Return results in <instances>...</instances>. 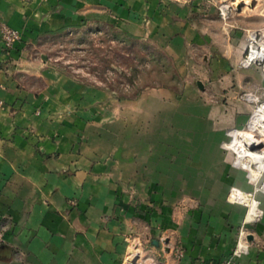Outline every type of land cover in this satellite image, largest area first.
<instances>
[{
  "label": "crops",
  "instance_id": "obj_1",
  "mask_svg": "<svg viewBox=\"0 0 264 264\" xmlns=\"http://www.w3.org/2000/svg\"><path fill=\"white\" fill-rule=\"evenodd\" d=\"M1 21L23 38L13 50L0 41V264H125L143 237L167 242L162 263L224 264L245 215L226 197L250 184L221 144L251 110L234 95L264 99L261 69L237 66L247 31L264 29V2L224 22L216 0H0ZM106 24L162 47L189 77L208 70V81L121 99L38 52L44 38ZM259 199L249 251L231 264H264Z\"/></svg>",
  "mask_w": 264,
  "mask_h": 264
},
{
  "label": "rangeland",
  "instance_id": "obj_2",
  "mask_svg": "<svg viewBox=\"0 0 264 264\" xmlns=\"http://www.w3.org/2000/svg\"><path fill=\"white\" fill-rule=\"evenodd\" d=\"M103 27L100 31L85 27L83 29L74 30L73 32H62L49 36L41 41L38 52L47 55L50 58V63L53 67L82 81H87L93 84H102L103 86L119 90L128 88L130 85H132L131 83H134V86H132V91L128 93L130 95H134L135 92L150 87H175L181 90V88L187 83L190 82L194 85L196 78H204L205 75L208 76L210 73L208 70L203 69L200 72H192L194 77H189L188 73H181L173 57L169 55L162 47L157 48L156 45L153 43L151 44L148 40L128 39L125 40L126 42H123V38L117 36L114 29L110 28L109 26ZM202 65L205 66L204 63H202L201 66ZM237 66L239 69H248L240 67L239 63ZM134 74L136 75V81L133 79ZM205 79L208 81L209 78L205 77ZM249 92L255 93L261 98V101L264 102V99L258 93L257 89H240L234 95L233 100L235 102L250 105L251 110L249 112L247 122L243 127H232L228 129V131L230 129L238 130H232L230 132L232 133V136L235 137V140L228 142L226 144L227 147L228 145L230 147L232 145H238L241 141L240 138H242L243 142H245L247 145H252L254 143L259 145L258 139L264 143V121L258 126L256 125L259 122V116L256 114L260 112L254 114V117L250 123V128L247 129L248 122L254 111L257 109V104L253 101L247 100L246 98V94ZM213 96L220 99L219 101L225 100V98L228 97L224 93L219 91L216 92L215 90L213 91ZM236 137H238V139ZM247 137H253L254 140H249ZM228 140H230V137L227 134V138L221 144L222 149L230 156L231 164L233 166L234 164L237 167L239 165L240 168L238 169L244 170L241 164H237L239 157L237 156L236 158V154L231 149L228 150L223 147V143ZM244 149L245 153L249 148L244 147ZM258 151L264 154V146L258 149ZM253 165L254 164H250V167L254 171H257L261 168V166L257 164H255L257 167L254 168ZM246 169H248V166ZM244 171L250 184V188L243 189L238 186L234 187L254 195V184L252 183L251 178L253 174L246 170ZM237 190L238 189L234 190V196H232L233 199L237 197L235 195L238 192ZM229 193L230 191L226 197L227 202L234 205L243 206L245 209V215L237 230L236 245L239 238L244 236L250 248L252 240H249L248 235L253 232L252 230L255 224L263 217V214L259 216L261 212L260 209L263 211L261 204L259 205L258 202V200H260L259 195H254L256 198L253 199L249 198V196L244 192H239L240 196L237 199H234V201H237L240 204H235L228 201ZM245 205H247L249 209ZM187 206L177 205V207L180 208H187ZM247 209L248 213L246 214ZM140 240H137L138 245L133 244L132 247L130 246V255L128 256L125 264L131 263L129 258L133 256L132 253L135 250L138 251V254H136L138 255L136 257V264H166L162 263L166 259L162 256H164L165 252L169 254L171 249L167 250L168 248L164 247V245H167L165 240L159 237H151L148 241L146 237H143ZM153 240L160 241V245L155 247ZM240 247H245V244H240ZM178 250L183 251L182 248L176 247L174 249V253L171 254V258L176 260L182 258L177 256ZM235 250L236 246L232 253L227 256L224 264H228L230 259L232 263L235 261V259L247 253H241L239 256H234Z\"/></svg>",
  "mask_w": 264,
  "mask_h": 264
},
{
  "label": "built area",
  "instance_id": "obj_3",
  "mask_svg": "<svg viewBox=\"0 0 264 264\" xmlns=\"http://www.w3.org/2000/svg\"><path fill=\"white\" fill-rule=\"evenodd\" d=\"M258 1H264V0H252V2L249 0H216L219 16L224 22H228L230 20L232 12L234 10L239 9L240 5H242L241 7L248 6V2H250V5H251L253 2H258ZM22 38H23L22 31L10 26L9 24H7L4 21L0 22V41L6 50H13L16 47V45L22 40ZM239 65L242 68L259 67L261 69V71L264 73V29H249L247 31V47H246V51H245L244 55L242 56V58L239 61ZM246 98H247V100L253 101L257 104V106H256L257 109L252 114V116L248 122V125H247V129H249L250 123L252 121V118L254 117V114L257 112H261L262 108L264 109V102L261 101V98L253 92L247 93ZM232 130H238V129H230L228 131L227 134L229 135L230 140L225 141L223 143V147L228 149V150L231 149L237 156L238 153H236L235 150H233V148L226 146V144L228 142L235 140V137H233L230 133ZM234 166H235V164H234ZM253 166H254V168L257 167V165H255V164ZM235 167H237V166H235ZM253 184H254V190H253L254 195H259L261 193L264 194V175H262L260 177L258 183H253ZM236 189H238L237 190L238 192L235 194L237 197L234 199H237L240 196L239 192H241V193L244 192L245 194H247L249 196V198H253V199L256 198L254 195H252L246 191H243L239 188L233 187L230 190V193L228 196V201L235 203V204H240L237 201H234V199L232 198V196H234V190H236ZM258 202L260 205V200H258ZM241 205H243V204H241ZM245 206H247V205H245ZM248 209H249V207H248ZM248 209H247L246 214L248 213ZM260 211L261 212H260L259 216H261L263 214V211L261 209H260ZM259 216H257V217H259ZM5 233H6L5 225L0 224V247L4 243ZM246 237H247V235H246ZM242 243L245 244V247H243V248L240 247V244H242ZM248 248H249L248 242L245 240L244 236H241L237 242L236 250L234 252V256H239L241 253L248 252ZM177 256L182 257L183 251L178 250ZM228 264H231V259L228 261Z\"/></svg>",
  "mask_w": 264,
  "mask_h": 264
},
{
  "label": "bare ground",
  "instance_id": "obj_4",
  "mask_svg": "<svg viewBox=\"0 0 264 264\" xmlns=\"http://www.w3.org/2000/svg\"><path fill=\"white\" fill-rule=\"evenodd\" d=\"M252 2V0H250ZM254 3V2H253ZM248 6H250V2L248 4ZM256 115L259 116V122L256 124L257 126L259 124H261L264 121V109L262 108V111L260 113H257ZM264 125V124H263ZM232 135V133H231ZM238 139V137H236ZM247 139H251L254 140L253 137H247ZM240 142L238 145H232L231 148H233V150H235L236 153H238V163L237 164H241L242 168L250 173H252V183H258L259 179H260V175L263 174L264 172V154L260 153L258 151V149L262 148L264 146V143L262 141H259V145H257V143H254L252 145H247L245 144V142H243V139L240 138ZM250 143V142H249ZM228 147H230L228 145ZM244 147L245 148H249L248 150H246V152L244 153ZM240 148V149H239ZM240 151V152H239ZM236 156V158H237ZM245 159V161H244ZM237 162V160H236ZM242 162V163H241ZM250 164H257L259 166H261V168L257 171H254L251 167ZM248 166V169H246V167ZM238 168L239 165H238ZM131 264H134V262H131Z\"/></svg>",
  "mask_w": 264,
  "mask_h": 264
},
{
  "label": "trees",
  "instance_id": "obj_5",
  "mask_svg": "<svg viewBox=\"0 0 264 264\" xmlns=\"http://www.w3.org/2000/svg\"><path fill=\"white\" fill-rule=\"evenodd\" d=\"M104 26H107V27L109 26L110 28L114 29V31L116 32V35L119 36L120 38H123V42H126L125 40H128V39L129 40H145V39H142L141 37L132 35V34L128 33L127 31H125L123 29H120V28H118V27H116L114 25L106 24ZM100 30H102V28ZM149 42L152 44L151 41H149ZM154 45H156V44H154ZM156 46H157V48L160 47L158 45H156ZM135 78H136V75L134 74L133 79L136 81ZM131 84L132 85H130L128 88H124V89H120V90L119 89H115V88H111V89L115 90L117 93L120 92L121 94L119 93V97L121 99H125V98H135V97L139 96L142 93L143 90H145V89H142V90H140L138 92H135L134 95H130L128 93H130L132 91V86H134V83H131Z\"/></svg>",
  "mask_w": 264,
  "mask_h": 264
},
{
  "label": "water",
  "instance_id": "obj_6",
  "mask_svg": "<svg viewBox=\"0 0 264 264\" xmlns=\"http://www.w3.org/2000/svg\"><path fill=\"white\" fill-rule=\"evenodd\" d=\"M242 5H240V7H241ZM198 86L200 87V88H203V82L202 81H198ZM249 240H252L253 239V237H252V235H249ZM136 261L137 260H135V263L134 264H136Z\"/></svg>",
  "mask_w": 264,
  "mask_h": 264
}]
</instances>
